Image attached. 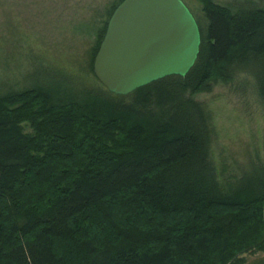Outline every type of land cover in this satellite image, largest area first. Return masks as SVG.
Segmentation results:
<instances>
[{
	"label": "trees",
	"instance_id": "16d2710c",
	"mask_svg": "<svg viewBox=\"0 0 264 264\" xmlns=\"http://www.w3.org/2000/svg\"><path fill=\"white\" fill-rule=\"evenodd\" d=\"M199 2L183 76L79 100L64 79L0 82V264H245L264 253V143L222 186L191 98L246 72L264 108V8ZM115 7L97 28L92 73Z\"/></svg>",
	"mask_w": 264,
	"mask_h": 264
},
{
	"label": "rangeland",
	"instance_id": "374dc122",
	"mask_svg": "<svg viewBox=\"0 0 264 264\" xmlns=\"http://www.w3.org/2000/svg\"><path fill=\"white\" fill-rule=\"evenodd\" d=\"M120 0H0V82L22 89L24 77L67 81L74 100L104 89L90 70L91 49L105 14ZM196 17L199 0H182ZM234 10L263 0H212ZM94 60V59H93ZM28 75V76H27ZM208 118L210 156L222 186L238 177L249 161L263 156L264 108L251 74L239 72L231 82L211 81L194 93ZM24 132L31 129L24 123ZM47 163H50L47 159ZM245 264L264 261V253L247 254Z\"/></svg>",
	"mask_w": 264,
	"mask_h": 264
},
{
	"label": "water",
	"instance_id": "95a60500",
	"mask_svg": "<svg viewBox=\"0 0 264 264\" xmlns=\"http://www.w3.org/2000/svg\"><path fill=\"white\" fill-rule=\"evenodd\" d=\"M199 43L197 23L182 0H122L108 18L93 73L107 91L127 95L185 75Z\"/></svg>",
	"mask_w": 264,
	"mask_h": 264
}]
</instances>
